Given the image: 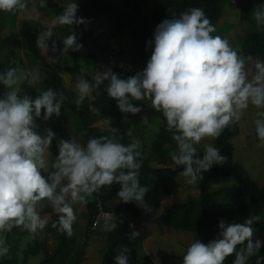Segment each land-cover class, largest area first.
Wrapping results in <instances>:
<instances>
[{
  "label": "clouds",
  "instance_id": "clouds-1",
  "mask_svg": "<svg viewBox=\"0 0 264 264\" xmlns=\"http://www.w3.org/2000/svg\"><path fill=\"white\" fill-rule=\"evenodd\" d=\"M59 1L54 0L58 5ZM73 1L70 0L72 3H66L65 7L59 5L64 11L57 16L46 9L48 5L43 0H29V7L37 8L39 21L42 25L45 23V27H38L48 28L38 34V48L49 50V40L54 35L51 27L56 22L67 26L88 23L85 17L77 16L78 4ZM26 7L25 0H0V11H19L20 16ZM51 15L56 17L54 22ZM19 20L16 21L17 26ZM29 20L33 21L28 16L24 23ZM254 20L258 27L264 26V6L255 10ZM22 27L23 24L18 28L21 30ZM7 29L5 27L1 33ZM214 32L215 26L201 8H192L179 18L164 20L157 26L154 40L148 41L152 54L143 71L138 72L128 59L109 54L111 68L97 71L94 83L83 77L78 79L75 86L77 106L91 95L94 88L105 85V82L107 94L117 101L123 113L138 114L142 108L135 106L133 101L150 100L152 108L162 112L166 119V130L177 145V150L170 154L171 159L176 165L183 166L179 174L188 178L189 184L202 179L203 171L227 163L228 157L212 144L205 145L202 157L197 154V146L205 139L219 138L226 128L239 123L250 105L260 109L254 123L259 140L257 147L264 148V60L253 62L252 56L241 55L227 38L214 36ZM63 45V54L83 47L77 43L74 32L63 39ZM52 50H56L55 41L52 42ZM249 63L253 68L247 67ZM113 68L126 79L120 78L112 71ZM30 75L29 84L41 79L38 73ZM19 82L20 76L15 68L0 73V83L10 89L0 98V231L9 233L13 228L22 227L36 233L57 228L62 234L72 237L73 225L77 221L74 205L86 204V211L89 198L102 187H111L114 183L120 186L117 192L120 200L124 203L135 201L151 211L144 204L149 188L139 182L143 158L138 139L123 144L116 140L118 137L115 135L111 138L93 137L85 146L66 137L68 134L63 121V137L58 140L59 155L52 166L54 171L47 176L42 174L47 171L45 154L56 133L45 129V136L38 134L34 130L37 127L34 117L40 118L43 112L42 118L49 127V120L54 114L60 115L67 96L62 91L48 88L38 91L35 99L28 96L21 99L15 87ZM127 135L132 136L131 130ZM46 208L52 211L51 215H59L49 229L45 228L48 219L41 217ZM99 208L115 214L113 220L105 224L107 232L118 227L115 221L119 215L126 218L131 231L138 226L137 221L132 220L138 218L127 211L124 215L120 210H105L103 202L97 199V214ZM258 219L253 216L244 223H226L222 219L217 239L207 244L200 240L192 241L188 248L185 247L183 264H224L226 257L236 252V246L246 240V250L236 252L233 264H247L249 257L258 254L264 245L260 240L252 241V225ZM130 221L135 223L134 227H130ZM94 232L98 233L94 235L105 239L107 232ZM139 235L134 231L131 238ZM8 251L6 243L0 240V256H6ZM129 252L127 247L122 248L115 257V264H129L126 254ZM257 264H264V256L257 260Z\"/></svg>",
  "mask_w": 264,
  "mask_h": 264
},
{
  "label": "trees",
  "instance_id": "trees-1",
  "mask_svg": "<svg viewBox=\"0 0 264 264\" xmlns=\"http://www.w3.org/2000/svg\"><path fill=\"white\" fill-rule=\"evenodd\" d=\"M43 1L48 5L46 9L56 13L57 16L63 13L64 9L60 8L54 0ZM148 1L151 5L149 12L146 11L147 0H125L124 6L122 7H117L108 0H80V10L77 12L78 17H85L86 21L92 17L99 20H108L112 28L110 39L121 38L125 39V41L128 39V42L121 48L113 47L107 44L104 39L97 36V33L94 30H85L84 32H79L83 35L78 34V30H84L87 24L73 26L61 25L63 26L62 31L67 36L74 32L77 36V43L83 44L82 48L86 47V49H88L86 50L84 48L82 51L81 48L79 51H73L74 57L71 61V65L67 64V62L60 64L56 58L50 62L46 60V57L44 56L45 50L38 48L36 44L37 36L40 32L39 30L42 28H39L33 21L29 20L25 23L26 31L23 38H20L17 23L15 24L17 20H14V23L10 24V27L13 28L12 30H17V32L13 33L15 37V49L24 56L25 60H29L31 66H36L37 69L42 71L39 83L40 90L33 83L29 84L31 79L30 77H27L22 86L23 97L28 96L35 99L39 94L38 91L47 90L48 88L62 91L67 96L63 107L70 111L67 110L62 112V123L59 124L50 121L53 123L54 133H56L54 144L57 148L58 140L61 139L60 135L63 132V120L66 118L67 113L71 116L73 114L76 115L83 126V134L81 138L75 134L76 142L78 141V143L82 145H85L83 144V139H85V142L87 143V141L93 137H114V135L106 132V127L100 128L99 125L97 126V123H104L105 125H107L106 123H110V125L113 123L114 126L116 125L118 129L121 130V133L118 132L121 135V138L116 139L120 143L128 144L132 139H136V136L132 135L129 137L127 133L130 130L129 122H139V117L135 118L130 116L131 113H123L120 111L117 106V101L107 94V82H105V85H100L99 88H94L91 95L85 98L79 107L77 106L76 101L78 93L75 86L78 79L83 77L90 83H94V77L83 71V68H81L78 57H92L99 62L96 57L98 51H109L110 54H126L134 65L138 64L140 66H138L137 69L138 72H141L146 68L147 62L152 54V49L148 47V41L154 40V33L157 26L166 19L171 20L179 18L182 13L189 12L192 8H201L211 20L215 28H218L220 27V24H222L221 20L224 18V15L228 10H237L239 12L240 21L243 22L247 28V35L244 38L236 37V41H238L242 51L240 54L245 56L250 55L253 57V60H264V26L258 27L254 20V12L260 8V6H264V0ZM7 26L8 24H5L0 20V35L1 31ZM217 32L223 35V31L217 30ZM80 35L81 37H79ZM7 41L8 40H4V42L1 43L0 37V73L7 71L9 68H15L17 70L16 67H7L3 63V44L7 43ZM102 42H104V44ZM235 44L237 46V42ZM93 46L96 47L97 52L92 50ZM51 47L52 45L49 41L50 50H52ZM52 52L53 55L57 57L56 52L53 50ZM13 55L16 56V52H13ZM20 61L23 62V59L21 58ZM22 66L25 69L23 63ZM112 71L118 74L120 78L126 79L118 69L113 68ZM63 74H69L73 85H69L65 81ZM5 92H7L5 86L0 83V98L3 97ZM137 102L143 108L148 110L150 118L158 117L161 121L160 133L158 134L154 145L156 164L158 167H153L148 161L145 162L143 160V167L140 169L139 182L141 186L149 188V191L144 197V204L148 206L149 204L151 205V203L154 204L153 200H155L153 197L154 192L151 180L154 179L157 181L156 186L160 185L159 188L155 187V197H157L158 190L160 193L162 190V193L166 196H171L177 186L174 178L176 176H181L179 173L183 171V166L176 165L173 163L171 157H169L172 150H177V145L171 138L172 134L166 130V119L162 112H157L153 109L150 100L146 99V101ZM129 119L134 121H129ZM240 131V125L237 123L226 128L219 138L215 140L208 139L213 146L220 149L222 155L228 157V161L224 165H214L211 170L203 171L201 175L208 178L221 179L225 184L212 189H203L200 191L198 197H193L190 201L173 207V211L178 215H199L202 225L205 227V232L207 229L211 230L210 233L205 234V237L196 235L191 236L188 234H183V237L192 238V241H194V237L195 241L200 240L207 244L218 238L220 231L219 222L222 219L226 223H244L247 219L253 216L259 217V219L255 220L252 225L254 230L253 236L256 232H264V185H260L258 182L254 181L245 167L234 161L233 139L240 134ZM68 132L65 130L66 134H68ZM135 133L137 134L136 131ZM115 134L117 133L115 132ZM200 145L197 146V154L202 157L204 154V147H201ZM158 163H160V165H158ZM42 174L45 176L48 175L45 172ZM119 188L120 186L115 183L111 187L104 186L89 198V203L86 209L87 217L83 218L86 228L85 242L88 241L89 234L98 235V233L94 231L91 232V225L97 214L95 210L97 199L103 202L105 210H119V208H123L133 217L142 221L145 207L138 205L135 201L124 203L117 195ZM244 193L251 196L250 202L246 206H243L244 202L242 201V194ZM155 206L156 203L154 204V208ZM159 220L160 218L156 220L157 226L160 222L164 221L163 219H161L162 221ZM115 222L118 224V227L114 231H108L104 236L106 246L103 249L104 255L102 256L100 264H115V257L119 254V252H117V247L121 242L122 235L124 233L130 235L129 231L131 230L129 229L128 222L124 216L119 215ZM161 225L162 228L165 227V223ZM27 234L29 233L24 230L13 228L7 234V238L16 235L17 237H20L18 240L23 241V237L25 238ZM60 234V240H58L57 249L54 247V252L49 253L51 247L46 245L47 242L37 245V249L32 248V245H29L25 252V259H28L29 255L27 253L29 251L33 255H38L40 254V251L44 250L48 252V258H46L41 264H51L58 257H61L67 263L70 262L71 260H69V258H71L74 253L72 248L75 240L74 235L68 237L66 234ZM154 240L155 242L156 240L160 242V238ZM240 245L241 244L237 246ZM16 248L17 247L13 248L14 252L16 251ZM186 251L181 257H179V261H183V256L186 254ZM128 256L129 264H157L156 260L148 254L139 256L138 253L134 251ZM235 256L236 255H229L225 259L226 262L228 264H233ZM260 257H262V255L261 250L259 249L258 254L249 257L247 264H257V260ZM19 263L20 260L17 256L12 259H0V264ZM59 264L65 263L59 262Z\"/></svg>",
  "mask_w": 264,
  "mask_h": 264
},
{
  "label": "rangeland",
  "instance_id": "rangeland-1",
  "mask_svg": "<svg viewBox=\"0 0 264 264\" xmlns=\"http://www.w3.org/2000/svg\"><path fill=\"white\" fill-rule=\"evenodd\" d=\"M68 4L72 3L70 0H65ZM112 2L117 7L124 6L125 0H108ZM73 2H77L78 4V10H80V0H74ZM25 3L27 5L26 9L23 10V12L27 13L26 15H23L25 13L20 14L19 11H12V12H4L0 11V20L4 22L5 24H8L7 30L3 31L1 33V43L4 42V40H8L7 43L3 44V52H2V60L4 65L7 67H16L17 73L20 76V82L15 86L19 90V97L23 99L22 95V86L27 77H30L32 73H38L40 78L42 76V71L37 69L36 66H31L29 60H25L24 56L15 49V37L13 35V32L11 31L13 28L10 27V24L14 23V20H19V26L21 27L23 24V27L21 30L18 28V32L20 35V38H23L25 36L26 31V24L24 23L25 20L28 19V16H30L31 20L35 21L37 25H41L45 27V23L42 25L41 19L38 16L37 8L29 7V0H25ZM59 5L66 6L64 4V0L59 1ZM150 2L147 0L146 3V11H150ZM51 21L53 22L56 20L55 15H51L50 17ZM40 20V21H39ZM222 24H220V27L216 28V32L212 33V35H220L221 37L227 38L230 42V44L238 49L239 53L242 52L239 46L238 41H236V37H242L244 38L247 35V28L243 22L239 19V12L237 10L234 11H227L224 15V18L221 20ZM17 22H15L16 24ZM87 26L84 30H78V34H81L79 32H84L85 30H94L97 33V36L101 37L105 40L107 44L113 47L121 48L123 47L127 42L125 39H110V33L112 31L111 24L108 20H99L97 18H89L88 23H86ZM52 31L54 35L51 37L50 44L52 45V42L55 41L56 43V54L53 55L52 50H48L44 52V56L46 57L47 61H52L55 58L59 61V63H65L71 65V61L74 57L73 51L69 50L68 53L63 54V39L67 37V35L62 31L63 26H61L59 23L53 24ZM18 26V27H19ZM47 29H40L38 32L41 33L43 31H46ZM217 30L223 31V35L219 34ZM15 32V31H14ZM83 35V34H81ZM81 35L79 37H81ZM237 42V46L236 43ZM104 44V42H102ZM83 45V44H82ZM52 48V47H51ZM86 49V47H84ZM82 48V51L84 50ZM88 50V49H86ZM92 50L96 51V47H92ZM13 52H16V56L13 55ZM97 60H95L92 57H85L82 56L81 58L78 57L79 64L81 68H83V71L86 73H89L92 77L95 76L97 71L104 72L105 70L111 68L110 64L108 62V56L110 54L109 51L106 52H97ZM119 58H127L129 61V57L126 54L120 55V54H114ZM23 59V62L20 61V59ZM255 60H253L254 62ZM108 62V63H107ZM22 63L25 65V69L22 66ZM138 64L135 65V67L138 68ZM140 67V66H139ZM249 68H253V64L249 63L247 65ZM254 70V69H253ZM27 71V72H26ZM63 77L65 81L69 85H73L70 79L69 74H63ZM39 82H33V84L40 90ZM9 91L10 89H7ZM146 101V100H145ZM135 106L141 107L142 111L138 114H131L130 116H133L135 118L139 117V122L131 123L129 122V127L132 132L133 136H136V139H138L141 143V148L139 149L142 153V158L145 161H148L153 167H156V155L154 151V145L157 140L158 134L160 133V126L161 121L158 117L150 118L148 114V110L146 108H143L137 101H133ZM70 111L69 109L62 107L61 113L59 116H56L55 114L52 116V118L49 120V122L53 123H62L61 115L63 114V111ZM260 111V109H256L254 106H249L247 110H245L244 116L239 122L240 125V134L233 139V145H234V161L236 163L241 164L245 167L247 172L249 173L250 177L258 182L260 185H264V148L257 147L259 140L256 135L255 131V119L257 118L256 113ZM43 116V112H42ZM42 116L40 118H35V124L37 127L34 129L38 134L41 136L46 135L45 129H51L54 132L53 129V123L50 122V126L47 127V124L43 120ZM150 119V120H148ZM64 126H66V130L69 134V136H66L68 139L75 140V134L81 138L83 134V126L79 121V118L76 115H69L67 113L66 118L63 120ZM129 121H134L132 119H129ZM109 122V121H108ZM97 123V126L99 125L100 128H105L108 130L107 133L111 135H116L119 139L121 130L118 129V127L113 123ZM135 130L137 134L135 133ZM117 132V134H115ZM119 132V133H118ZM139 135V136H138ZM63 136L60 135V138ZM78 142V141H77ZM55 138L53 139L52 145L50 146V149L46 152V161H47V171H45L46 174H48L51 171H54V168L52 167L53 164L56 163L54 160L59 155V149L57 146L54 145ZM83 144L86 145L85 139H83ZM211 144L208 139H205L201 142V147H205V145ZM174 152L172 150L170 154ZM169 154V157L171 155ZM174 163V162H173ZM160 165V163H158ZM158 167V166H157ZM175 182L177 183L176 188L173 191V195L166 196L158 190L157 197L156 196V188H159L160 185H157L156 180H151V185L153 187V197L155 200L154 204L156 203V206L154 208V204L151 203L147 206V208L151 209V211H147L145 208V211L143 213V219L142 221L140 219H132L137 221L138 226L134 231H138L140 233L139 237L132 239L131 238V232L130 235L124 233L121 237V242L119 244V247L117 249V252L120 253L121 249L124 247H127L130 252L126 253L127 255L131 254L132 252L136 251L139 256H142L144 254L151 255L156 260L157 264H173L176 262V264H183V261H179V257L182 256L185 247H189V245L192 242V238H186L183 237V234H188L191 236H200L204 237L205 234L210 233L211 230L207 229L205 232V227L202 225L201 219L199 215L189 216L184 214H176V212L173 211V207L177 205H181L183 203H186L190 201L191 198L198 197L201 190L206 188H216L218 186L224 185V181L221 179H214V178H208L206 176H202V179L198 180L195 184H189L187 182L188 178L183 176H176L174 178ZM156 187V188H155ZM251 196L247 194H242V201L244 202L243 206L248 205L250 202ZM85 205L86 204H75L74 209L76 212V216L78 220H82V223L79 224L77 222L73 225L74 230V242L72 245V248L74 250V254L69 258L71 260L70 262H65L64 259L61 257H58L55 259L51 264H59V262H63L65 264H82L80 261H83L85 258H79L76 256V253L82 252L83 248H85V245L87 242H85L86 239V228L84 223V215H85ZM119 210L126 215V211L122 208H119ZM45 213H42V218H47L49 223L45 227L46 229H49L52 227V223H54L56 220H58V216L51 215L52 211L48 210V208L45 209ZM55 214V212H54ZM160 222L158 226L156 225V220L159 219ZM131 219V218H130ZM140 223V225H139ZM165 223V227L162 228L161 224ZM20 230L26 231L27 234L25 238L23 237V241L18 240L16 235H13L10 238H7L8 231H0V240H3L6 243V246L8 247L9 251L6 256H0V259H12L15 256H17L20 260L19 264H41L48 258V252L42 250L40 251V254L33 255L30 253V251L27 253L29 255L28 259H25V252L29 245H32V248L37 249V245H41L42 243H46L49 247H51L49 253L54 252V247L57 249L58 240H60L61 232L57 228H52L51 231L48 230L46 232L43 231H37L36 233H31L26 229H23L22 227H19ZM155 234H154V233ZM163 235V236H162ZM162 236V239L160 238ZM57 238V239H56ZM160 242L154 239H159ZM194 241L195 238L193 237ZM105 241V239H103ZM260 240L261 242H264V232H256L255 235L252 238L253 243L255 241ZM101 242V241H100ZM160 243V244H159ZM248 241H244L240 246H236V252H241L246 250ZM97 247L94 245L90 250L96 251L99 250L102 245H105V243H98L96 244ZM16 248V251L14 252L13 248ZM261 255L264 256V245L260 248ZM157 253V255L155 254ZM236 252H234L231 255H236ZM104 255V252H100L96 259L94 260V264H100L102 260V256ZM224 264H228L226 260L224 261Z\"/></svg>",
  "mask_w": 264,
  "mask_h": 264
},
{
  "label": "crops",
  "instance_id": "crops-1",
  "mask_svg": "<svg viewBox=\"0 0 264 264\" xmlns=\"http://www.w3.org/2000/svg\"><path fill=\"white\" fill-rule=\"evenodd\" d=\"M66 3L67 2L64 1V4H66ZM84 217H86V216L84 215ZM76 222L79 223V224H81V220H78L77 219ZM139 225H140V223H139ZM131 232H133V230L132 231H129V233H131ZM86 242H87L86 243V248H83V251L82 252L76 253V256L79 258V260L81 258H85L83 261H80L82 264H94V260L96 259L97 255L100 252L103 251L104 247L106 246V243H105V241L103 239H101L100 237H98V236H96L94 234L93 235L92 234H89L88 241H86ZM103 242L105 243V245L99 246V247H101L99 250H96V251L90 250V248H92L94 245L97 247L96 244H98V243L100 244V243H103ZM118 247H119V245H118ZM118 247H117V249H118ZM155 254L157 255L156 252H155ZM150 256L152 257V254ZM152 258H154V257H152Z\"/></svg>",
  "mask_w": 264,
  "mask_h": 264
},
{
  "label": "built area",
  "instance_id": "built-area-1",
  "mask_svg": "<svg viewBox=\"0 0 264 264\" xmlns=\"http://www.w3.org/2000/svg\"><path fill=\"white\" fill-rule=\"evenodd\" d=\"M114 217L115 214L113 212H106L102 210V208H99V212L94 220V223L92 224V230L102 234L107 232L105 229V224L106 222H111ZM129 225L130 227H134L135 223L130 221Z\"/></svg>",
  "mask_w": 264,
  "mask_h": 264
}]
</instances>
